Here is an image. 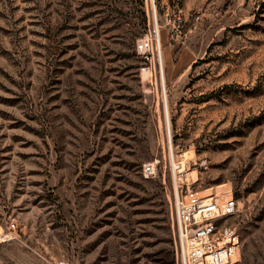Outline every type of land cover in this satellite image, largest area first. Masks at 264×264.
Returning <instances> with one entry per match:
<instances>
[{
  "label": "rangeland",
  "instance_id": "1",
  "mask_svg": "<svg viewBox=\"0 0 264 264\" xmlns=\"http://www.w3.org/2000/svg\"><path fill=\"white\" fill-rule=\"evenodd\" d=\"M154 2L164 88L150 0H0V264H179L171 151L264 264V0Z\"/></svg>",
  "mask_w": 264,
  "mask_h": 264
},
{
  "label": "built area",
  "instance_id": "2",
  "mask_svg": "<svg viewBox=\"0 0 264 264\" xmlns=\"http://www.w3.org/2000/svg\"><path fill=\"white\" fill-rule=\"evenodd\" d=\"M153 24L150 31L135 44L138 54H152L153 44L160 37L154 0H150ZM168 17V18H167ZM170 35L178 36L183 18L177 13L166 15ZM194 19H200L196 15ZM156 49V45H155ZM157 50V49H156ZM171 154L166 160L171 181L173 226L179 264H229L231 253L238 249L240 236L228 220L237 211V201L231 192L216 193L198 191L193 188L196 178L190 169V159ZM164 161V160H163ZM161 159L153 158L141 166L144 178L158 176ZM165 164V163H164ZM13 219L6 223V230L0 233V244L17 238ZM55 264H67L56 260Z\"/></svg>",
  "mask_w": 264,
  "mask_h": 264
},
{
  "label": "bare ground",
  "instance_id": "3",
  "mask_svg": "<svg viewBox=\"0 0 264 264\" xmlns=\"http://www.w3.org/2000/svg\"><path fill=\"white\" fill-rule=\"evenodd\" d=\"M155 43H156L155 45H156V49H157V62L159 65V72H160V76H161V84L164 88V82L162 79L161 56H160V47H161L160 37H158V39L156 40ZM193 177L195 178V174L193 175ZM206 191H208V189ZM216 193H219V192H216ZM237 250L238 249H234V251L231 253V259H230L229 264H232L233 262H235L237 260V257H238Z\"/></svg>",
  "mask_w": 264,
  "mask_h": 264
}]
</instances>
